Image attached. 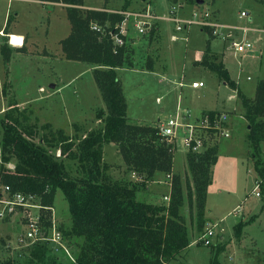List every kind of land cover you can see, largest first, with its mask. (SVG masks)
Returning <instances> with one entry per match:
<instances>
[{
  "label": "rangeland",
  "instance_id": "obj_1",
  "mask_svg": "<svg viewBox=\"0 0 264 264\" xmlns=\"http://www.w3.org/2000/svg\"><path fill=\"white\" fill-rule=\"evenodd\" d=\"M86 1L94 6L130 8L129 10H136L135 7L139 3L143 5L150 3L155 8V13L161 17L170 14L171 6L168 0ZM177 3L176 5H179L184 1L178 0ZM14 5L16 6L15 3ZM54 7L56 6L43 9L36 4L30 6L24 4L8 8L7 16L9 15L10 22L6 33L1 32L0 47L6 43L11 56L10 60L5 62L0 54V122L1 120L6 122L8 117H11L17 121V128H22L24 132L32 128L36 133V138L32 140L36 144L40 142L41 137L49 134L44 125H49L53 132L63 130L75 144L85 134L106 127L105 116L101 120L96 118L97 109H104V104L90 68L80 62L67 61L61 53L58 41L69 35L70 24L62 11ZM6 9L7 1L1 0L0 28L4 21L5 27L7 24L8 17L6 16V19L4 17ZM199 9L210 12L212 20L220 25L246 27L250 30L246 33L240 30L233 31L232 38L224 40L216 37L211 39L208 31L191 26L188 29L189 33L187 32L188 42H183L172 40L171 23L159 21L158 24L161 22L159 36L150 38L132 34L133 37L130 36L129 41H133V44L129 45L135 47L134 66L129 71H125L127 69L117 71L128 107L127 119L129 124L142 126L155 125L157 118L164 121L167 116L174 114L175 99L179 94L182 96V106L190 107L193 116L194 113L200 115V111L205 108L217 109L228 115L230 123L228 121L227 126H231V129L234 126L236 128L232 137L223 139L220 135H207L204 139L206 149L215 146L218 151L217 163L211 171L212 182L207 189V202L203 213L205 225L202 231L197 229L195 198L192 196L191 203L187 198L190 192L193 195V183L185 161V149L179 143L183 136L182 132L177 141L173 142L176 151L172 174L180 177L185 199L179 213L191 235V240L195 242L167 264H209L214 251L220 246L224 247V251L218 256L219 264H264V183L260 190L261 197L254 196L252 189L259 176L250 157L251 150L247 141L249 126L243 116L242 104L235 90L225 85L223 81L220 82L207 68L193 63L196 55L201 56L210 42L211 47L219 54L224 53L220 57L223 58L225 67L228 68L238 89L245 96L254 98L257 84L264 79V33L258 31L264 29V0H204ZM179 10L178 7L177 12ZM242 11L248 16L240 17ZM16 12L19 14L17 30L30 31L25 34V44H22L23 38L19 35H11L10 40L7 35L14 26L12 21ZM243 37L251 43L253 49L239 55L231 48L229 40L239 42ZM21 44L24 46L23 51L18 49L13 51L11 45ZM147 58H154L158 74L145 69ZM182 69L186 77L183 79L184 83L195 80L202 82L204 88L185 87L182 91H177L167 87L169 85L167 82H160L162 80L160 77L168 76L173 85L177 81L174 76L180 78ZM69 82L71 83L66 85ZM170 90H173L172 94L168 95ZM157 97L163 98L161 104L155 103ZM163 107H166L164 112L161 110ZM3 135L4 131L0 124V171L3 169L14 171L9 168L15 167L11 163L13 159L10 163H5L2 159ZM262 141L261 156L264 161V133ZM51 151L55 155L54 158L62 159L71 175L76 176L77 164L64 158L60 149L52 148ZM103 160L108 164V175L112 181L131 180L136 183L135 186L139 190L137 200L154 205L169 204V201L164 199L165 197L169 199L171 189V178L167 175H159L145 186H140L143 177L128 171L119 155L118 146L114 144L105 146ZM54 202L55 205L52 206L55 212L54 219L60 231L62 227L70 225L68 202L61 190L57 191ZM1 209L0 205V211ZM21 215L3 218L0 216V262L8 260L13 264L31 262L29 253L35 245L31 246L28 241L23 240L26 228ZM251 218L254 220L245 225L241 238L237 239L234 226ZM46 220L47 218H42L41 221L45 224ZM209 226L213 227L216 238L214 244L204 247L196 241L199 234ZM62 239L68 250L71 251L76 246L68 243L69 239L64 237ZM49 248L52 254L68 263L60 251H56L53 246Z\"/></svg>",
  "mask_w": 264,
  "mask_h": 264
},
{
  "label": "trees",
  "instance_id": "obj_2",
  "mask_svg": "<svg viewBox=\"0 0 264 264\" xmlns=\"http://www.w3.org/2000/svg\"><path fill=\"white\" fill-rule=\"evenodd\" d=\"M45 5L62 4L70 24L69 36L61 40V53L67 61H77L90 68L97 89L101 94L104 109L96 111V118L105 116V128L95 129L82 136L77 143L59 129L53 132L44 125L48 136L41 137L36 144V133L31 129L24 132L17 128L14 118L4 122L2 159L10 163L13 159L15 171H0V186H10L14 193L37 196L44 205L53 206L58 190L68 202L70 225L61 228L62 238L76 245L71 251L75 263L61 261L52 254L47 244L35 245L30 253V264H167L177 255L185 252L193 242L180 217L184 204L182 181L178 175H171L169 204L154 205L137 200L138 188L131 180H111L108 164L104 162V149L108 144L118 146V152L128 171L143 177L140 186H145L159 175H170L174 167L175 145L160 142L154 125L142 126L128 122L127 105L123 94L119 69H132L134 49L128 40L114 49L112 34L121 24L124 16L103 10H85L84 0H39ZM172 5L178 0H168ZM195 5L196 0H183ZM150 4V3H149ZM122 8L115 11H127ZM10 17L3 32L6 33ZM96 23L104 29V35L90 29ZM157 26V25H156ZM156 28L147 36H156ZM208 31L210 38L212 31ZM144 36V37H147ZM198 66L207 68L220 82L235 90L243 107L244 119L248 122L247 141L254 161V169L259 178L264 177V161L261 143L264 133V79L257 84L254 98L245 96L238 85L231 80L228 70L216 62L210 42L206 45ZM19 50H24V47ZM115 50V52H114ZM5 62L10 60V48L6 43L0 47ZM154 61L147 58L145 69L153 71ZM211 118L219 113L205 112ZM60 149L64 158L77 164L76 176L71 175L62 159L54 158L51 149ZM217 147H208L203 153H186L185 161L193 183V195L188 194L189 203L195 198L198 231L205 225L203 213L207 202L206 194L212 182V167L217 163ZM155 180V179H154ZM251 218L234 226L237 239L242 236L245 225ZM49 225V223H47ZM201 232L199 236L202 234ZM76 243V244H75ZM224 247L214 251L209 264H219L218 256ZM0 264H13L11 261Z\"/></svg>",
  "mask_w": 264,
  "mask_h": 264
},
{
  "label": "built area",
  "instance_id": "obj_3",
  "mask_svg": "<svg viewBox=\"0 0 264 264\" xmlns=\"http://www.w3.org/2000/svg\"><path fill=\"white\" fill-rule=\"evenodd\" d=\"M177 8L176 5H172L169 10L170 14L165 17L158 16V14L154 13V9L149 3H146L144 7L138 10H127L125 12L111 11L124 16L123 22L115 27L118 32L112 34L114 49L124 46V38L128 36L129 26L132 27L138 36L144 37L150 34L152 29L156 28L159 21L171 22L174 25L173 29L176 34H185L186 30L191 26H198L201 29L207 28L211 30L213 37L220 39L223 38L224 40L231 39L233 31L240 30L243 31V33H246L250 30L246 27L235 28L222 24L220 25L212 20V15L207 10L192 11L191 17L181 18L175 13ZM247 16L248 14L245 11L240 12V17ZM90 29L95 33L101 35L105 34L104 29L96 23H92ZM258 31L264 33V29ZM178 39L177 36H172L173 41H177ZM179 40L187 42L188 38L184 35ZM229 41H231L229 44L231 48H234L235 52L239 55L252 51L253 49L251 43L244 37L239 42H236L235 40ZM183 79L184 76L181 75L175 83V86L178 87L179 90H182L185 87L192 89L204 88L202 82L184 83ZM249 79L250 78H248V80ZM165 80L166 79H162V81ZM177 99L179 101L176 104L177 107L175 113L167 116L164 121L158 120L154 125L156 135L160 142L173 144L174 141H177L179 134L182 132L183 136L179 143L185 149V152L187 153L188 151H191L192 153L199 154L206 150L207 144L204 142V139L207 135H220L223 139L230 137V128L227 126L228 115L225 112L219 113L214 118H211L210 115L205 112L198 116H193L189 110H184V108L182 109L180 106V95ZM161 100L162 98H156V103L160 104ZM191 116L193 117L191 118ZM9 168L14 169L15 171V167L11 166ZM8 171L14 172L11 170ZM263 183L264 177L256 180L255 187L252 189V194L254 196L258 198L261 197L260 190ZM0 189V205L2 206L0 216L3 218L6 216L22 214L21 216L25 221L26 228L24 235L25 239L23 240L28 241L31 246L40 243L53 246L56 251H60L69 261L75 263L74 257H72L70 251L64 244L62 234L56 226V220L54 219L55 212L52 206L44 205L35 195L14 193L8 185H2L0 186ZM164 199L169 201L167 197ZM42 218H47L45 224L41 221ZM47 223H49V225H47ZM215 238L216 235L213 231V227L209 226L199 236L196 243L208 247L209 245L214 244Z\"/></svg>",
  "mask_w": 264,
  "mask_h": 264
},
{
  "label": "crops",
  "instance_id": "obj_4",
  "mask_svg": "<svg viewBox=\"0 0 264 264\" xmlns=\"http://www.w3.org/2000/svg\"><path fill=\"white\" fill-rule=\"evenodd\" d=\"M1 1V0H0ZM5 1H7V9L5 10V15H4V17H5V19H6V16H7V14H8V8L9 9H12V8H16V6H24V4L25 5H34V4H36V5H38V6H40L41 8H43V9H46V8H51V7H53V6H56V7H54L55 9H59L60 11H62V13H63V15L64 16H66V13H65V9H64V6L62 5V4H47V5H45L44 6V4L43 3H41L39 0H30V1H25V0H5ZM14 3L16 4V6L14 5ZM145 5H143L142 3H139L138 5H137V7H135V9L136 10H138V9H141L142 7H144ZM171 6H172V4H171ZM170 6V7H171ZM176 6H178L179 7V11L177 12V10H176V15H178L179 17H181V18H187V17H189L191 14H192V11H202V10H205V9H202V10H200L199 9V6L196 8V7H194L193 5H188V4H186V3H181V4H179V5H176ZM28 7V6H27ZM83 9H85V10H90V9H92V10H103V11H107V12H109V11H115V10H121V8H117V9H114V8H106V7H102V6H94V5H92V4H88L87 3V1L86 0H84V7H82ZM153 8V7H152ZM130 8H128V10H129ZM153 9H155V8H153ZM154 13H155V10H154ZM157 14V13H156ZM18 16H19V14H18V12H16L15 14H14V16H13V21H12V24H14V26H13V28L11 29L12 31H10L9 33H7V35L9 36V39H10V37H11V35H19L20 37H22L23 38V44H25V37H26V35L25 34H27V33H29L30 31H27V32H25V31H22V32H19L18 30H17V27H16V23L18 22ZM8 18H9V15L7 16ZM67 17V16H66ZM69 22V21H68ZM167 22V21H166ZM159 23V22H158ZM157 23V26H156V35H158L159 36V30L161 29V22H160V24H158ZM169 23H171V22H169ZM171 25H172V30H171V32H173V34H172V36H177L179 39L180 38H182L184 35L185 36H187V38H188V29L186 30V32H185V34H182V35H180V34H176V32L174 31V25L171 23ZM4 27H5V21H4V23H3V25H2V27L0 28V37H1V32L3 31V29H4ZM129 28L130 29H132V27H130L129 26ZM128 28V40L130 39V36H132V34H135V31L132 29L131 31H130V29ZM204 30V29H203ZM130 31V32H129ZM159 31V32H158ZM188 32V33H187ZM69 33H70V29H69ZM68 33V34H69ZM161 33V32H160ZM137 34V33H136ZM187 34V35H186ZM69 36V35H68ZM67 36V37H68ZM66 37V38H67ZM133 37V36H132ZM162 37V36H161ZM162 39V38H161ZM160 39V40H161ZM178 39V40H179ZM61 40H63V39H60L58 42H60ZM177 40V41H178ZM180 41V40H179ZM188 42V41H187ZM130 43L131 44H133V41H130ZM11 47H13V51H15V50H19L20 48H22V47H24L23 45H17V46H14V45H11ZM210 49H212V53H213V55H214V58H216L217 59V61L216 62H220V63H222L223 65H224V67H225V64H224V62H223V58L221 59V57H220V55L222 54V56L224 55V53L223 52H221V54H219L218 52H217V50L216 49H213L212 47H211V44H210ZM187 52V51H186ZM203 54H204V51H203ZM203 54L201 55V56H198V55H196V58H194V62L193 63H195L196 65L201 61V59H202V57H203ZM186 55V54H185ZM184 57H186V56H184ZM218 57V58H217ZM220 60V61H219ZM153 61H155L154 60V58H153ZM71 62V61H70ZM73 62H77V61H73ZM85 65V64H84ZM153 66H154V64H153ZM86 67H88V66H86ZM154 68V70L155 71H148V72H150V73H156V74H158L157 73V67H156V65L153 67ZM227 70H228V68L227 67H225ZM89 69V68H88ZM90 70V69H89ZM120 70H125V69H120ZM125 71H129V70H125ZM185 71H184V69H182L181 71H180V75H182V76H184V78H186L185 77V73H184ZM228 72H229V70H228ZM168 73V72H167ZM229 75H230V72H229ZM166 76H163V77H160L161 79H166V81H163L162 82V80H160V82L161 83H168L169 85L167 86V87H172V89H176L177 91H179V89H178V87L176 88V87H173V86H175V83L172 85L171 84V79H170V77H166ZM174 77H176V79H177V81H178V76H174ZM230 78H231V80H232V77H231V75H230ZM176 81V82H177ZM233 81V80H232ZM192 82H197V81H192ZM71 82H69V83H67L66 85H69ZM66 85H64V87L66 86ZM171 89V88H170ZM185 89V88H184ZM183 90V89H182ZM182 90H180V91H182ZM173 91V90H172ZM171 90H170V92H168L167 94L168 95H171L172 92ZM180 95V102H179V104H180V106L182 107V109L184 108L183 106H182V96H181V94H179ZM178 95V96H179ZM178 96H177V98H178ZM157 98H162V97H157ZM162 101H163V98H162V100H161V102H160V104L162 103ZM179 100L178 99H175V110H176V104H177V102H178ZM155 103H156V101H155ZM157 104V103H156ZM189 108L190 107H186V108H184V110L185 109H187V110H189ZM165 109H166V107H163V108H161V110H162V112H164L165 111ZM190 111V110H189ZM208 111H214V112H218V113H222L221 111H219V110H217V109H213V108H209V109H207V108H205L204 110H201L200 111V114H202V113H204V112H208ZM191 112V111H190ZM174 113H175V111H174ZM199 114H197L196 113V115H195V113H194V116H198ZM158 120H161L160 118L158 119L157 118V121ZM228 121H229V123H230V119L228 118ZM229 128H230V137H232V135L235 133V130H236V128H235V126L234 127H232V129H231V126H229ZM230 137H228V138H226V139H229ZM173 169H174V167H173ZM172 175V173L168 176L167 175V177L168 178H170V176ZM236 208V207H235ZM234 208V209H235ZM195 242V241H194ZM193 242V243H194Z\"/></svg>",
  "mask_w": 264,
  "mask_h": 264
},
{
  "label": "water",
  "instance_id": "obj_5",
  "mask_svg": "<svg viewBox=\"0 0 264 264\" xmlns=\"http://www.w3.org/2000/svg\"><path fill=\"white\" fill-rule=\"evenodd\" d=\"M203 3H204V0H196V4L198 6H201V4H203Z\"/></svg>",
  "mask_w": 264,
  "mask_h": 264
},
{
  "label": "clouds",
  "instance_id": "obj_6",
  "mask_svg": "<svg viewBox=\"0 0 264 264\" xmlns=\"http://www.w3.org/2000/svg\"><path fill=\"white\" fill-rule=\"evenodd\" d=\"M9 40H10V39H9ZM22 44H23V43H22ZM22 44H21V45H22Z\"/></svg>",
  "mask_w": 264,
  "mask_h": 264
}]
</instances>
